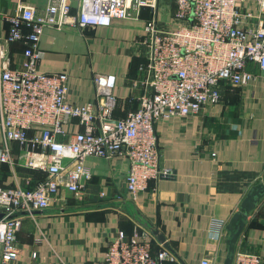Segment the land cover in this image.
Masks as SVG:
<instances>
[{
    "label": "built area",
    "instance_id": "built-area-1",
    "mask_svg": "<svg viewBox=\"0 0 264 264\" xmlns=\"http://www.w3.org/2000/svg\"><path fill=\"white\" fill-rule=\"evenodd\" d=\"M172 2L166 23L157 19L158 0H48L41 12L19 2L5 16L8 29L0 36V165L8 167L15 181L17 168L40 172L43 179L30 188L0 185V264L18 259L21 215L48 210L60 188L80 196L92 179L87 158L125 159L126 190L135 197L150 181L172 175L160 166L159 121L219 104L222 87L246 86L254 79V68L264 82V0ZM141 9L151 16L141 40L148 78L136 110L114 117L113 76L95 73L96 104L78 105L67 100L66 72L39 71L45 29L109 27L113 21L139 18ZM19 43L23 60L13 67L7 45ZM227 224L213 221L212 235L222 236ZM149 238L148 231L136 227L131 236L118 233L97 264H170L171 254L163 245L152 255ZM200 264L212 263L204 259ZM231 264H264V259L240 235Z\"/></svg>",
    "mask_w": 264,
    "mask_h": 264
},
{
    "label": "crops",
    "instance_id": "crops-1",
    "mask_svg": "<svg viewBox=\"0 0 264 264\" xmlns=\"http://www.w3.org/2000/svg\"><path fill=\"white\" fill-rule=\"evenodd\" d=\"M19 2L41 12L48 0H0L1 37L8 29L5 16L13 14ZM158 4L168 16L174 10L172 0ZM150 17L141 9L139 18L113 21L109 27L45 29L38 69L66 72L67 100L78 105L96 104L95 73L113 76L114 117L122 118L137 109L148 78L142 27L131 29L128 22L144 26ZM23 48L20 43L7 45L13 67L20 66ZM253 71L254 79L246 86H223L219 104L155 125L160 166L171 169L172 175L150 181L135 197L126 190L125 159L87 158L92 179L79 197L60 188L48 210L20 216L19 255L13 264H97L118 233L131 236L135 227L150 233L153 256L162 244L152 231L165 237L174 252L170 264H200L204 259L223 264L229 234L215 238L211 224L228 223L246 195L264 181V82L257 68ZM21 169L15 181L8 167L0 165L1 186L32 187L34 176ZM241 235L264 259V195Z\"/></svg>",
    "mask_w": 264,
    "mask_h": 264
},
{
    "label": "water",
    "instance_id": "water-1",
    "mask_svg": "<svg viewBox=\"0 0 264 264\" xmlns=\"http://www.w3.org/2000/svg\"><path fill=\"white\" fill-rule=\"evenodd\" d=\"M264 195V181L261 185H258L252 189V191L246 195L242 201L239 210L232 216L229 220L226 231L229 234V239L227 241V256L223 264L232 263V255L234 252L235 244L244 229V223L248 215L255 209L259 200ZM2 215L0 214V219ZM152 234L155 236L157 241L163 245L170 253L174 254L173 250L170 248L169 244L165 242V237L160 234L157 230H153Z\"/></svg>",
    "mask_w": 264,
    "mask_h": 264
},
{
    "label": "rangeland",
    "instance_id": "rangeland-1",
    "mask_svg": "<svg viewBox=\"0 0 264 264\" xmlns=\"http://www.w3.org/2000/svg\"><path fill=\"white\" fill-rule=\"evenodd\" d=\"M157 19L161 22H168L169 21V16L168 14H164L163 10L161 8H159V12H158V16ZM128 26L131 29H135L137 30L138 28H141L143 30V23L142 22H135V21H129L128 22Z\"/></svg>",
    "mask_w": 264,
    "mask_h": 264
},
{
    "label": "trees",
    "instance_id": "trees-1",
    "mask_svg": "<svg viewBox=\"0 0 264 264\" xmlns=\"http://www.w3.org/2000/svg\"><path fill=\"white\" fill-rule=\"evenodd\" d=\"M3 166V165H2ZM21 168H17V171L20 170ZM22 170V169H21ZM26 170L28 173H31L34 177V182L32 183V187L36 184L37 181L43 179V174L40 173V172H37V171H31V170H27V169H24ZM2 185V184H0Z\"/></svg>",
    "mask_w": 264,
    "mask_h": 264
}]
</instances>
